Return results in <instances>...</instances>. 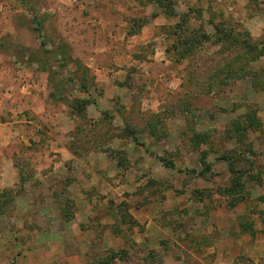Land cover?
Listing matches in <instances>:
<instances>
[{"label":"rangeland","instance_id":"374dc122","mask_svg":"<svg viewBox=\"0 0 264 264\" xmlns=\"http://www.w3.org/2000/svg\"><path fill=\"white\" fill-rule=\"evenodd\" d=\"M2 174L0 264H264V0H0Z\"/></svg>","mask_w":264,"mask_h":264},{"label":"crops","instance_id":"0c3cea01","mask_svg":"<svg viewBox=\"0 0 264 264\" xmlns=\"http://www.w3.org/2000/svg\"><path fill=\"white\" fill-rule=\"evenodd\" d=\"M1 177H3V181L2 182H4V181H7V179H9L10 178V176L8 177V176H6V175H4V174H2L1 176H0V178ZM11 180H12V182L10 183V184H7V186L5 187V188H13V187H15V185H16V182H17V179H15V174L12 172V174H11ZM10 239V238H9ZM40 251V250H39ZM10 252V251H9ZM46 252V251H45ZM48 253V252H47ZM36 253H28V255H27V259H24L25 260V262L23 261V260H21L20 261V263L21 264H43L41 261H35L34 263H33V257H34V255H35ZM2 255V253L0 254V256Z\"/></svg>","mask_w":264,"mask_h":264}]
</instances>
